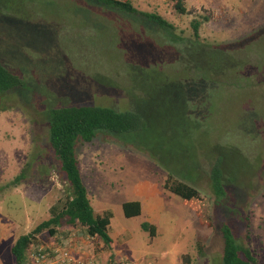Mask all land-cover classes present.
Wrapping results in <instances>:
<instances>
[{"label":"rangeland","instance_id":"rangeland-1","mask_svg":"<svg viewBox=\"0 0 264 264\" xmlns=\"http://www.w3.org/2000/svg\"><path fill=\"white\" fill-rule=\"evenodd\" d=\"M129 1L174 29L147 26L138 15L92 0H0V8H13L0 9V59L26 85L0 95V264H15L16 239L69 194L48 143L46 107L75 103L146 113L148 102H157L161 77L184 83L191 124L166 128V117L152 118L145 143L152 153L102 133L76 144L94 213H112L109 246L80 224H62L54 235L36 236L25 263L42 245L91 257L92 264H219L227 220L254 264H264V0H201L221 5L216 13L187 0L185 14L171 0ZM203 16L209 19L200 23L198 40L214 52L190 48L191 21ZM208 54L215 63L233 64L218 81L196 66ZM214 165L231 179L221 200L211 185ZM168 173L198 190L204 223L163 188ZM133 200L141 213L125 217L122 203ZM142 221L155 226V235Z\"/></svg>","mask_w":264,"mask_h":264},{"label":"trees","instance_id":"trees-1","mask_svg":"<svg viewBox=\"0 0 264 264\" xmlns=\"http://www.w3.org/2000/svg\"><path fill=\"white\" fill-rule=\"evenodd\" d=\"M92 1L121 12L138 15L142 18L141 22H144L147 26L149 24L155 25L166 31L174 29L173 24L160 14L139 10L129 0ZM171 1L174 2L173 7L178 13L185 14L187 12L185 0ZM8 7L1 6V8H5L2 11L13 9L12 7L7 9ZM202 19H192L191 21L195 40L190 42L192 45L190 48L205 49L208 52L212 50L214 52L215 48L198 40L200 23L209 18L203 16ZM223 53L226 55L224 51ZM189 60L194 61L192 56L189 57ZM202 60L203 64L198 60L196 66L200 68L203 77H207V80L212 81H218L220 77L224 76L226 70L233 65L229 64L228 60H222V58L216 60L215 63L209 54ZM156 75L159 76V74ZM154 86L156 89L159 88V92L156 91L155 93L157 102H151L152 104L148 102L150 108L146 113L138 108L118 111L115 107L75 103H62L60 105L54 103L46 107L44 115L48 123V143L68 184L69 194L61 207L52 206L50 208L48 219L38 223L31 231L16 239L11 247L15 264H25L26 250L38 234L47 231L50 235H54L56 227L62 224H66V226L80 224L85 227L87 236H97L104 245L109 246L112 241L109 235L112 213L109 210L101 215L94 213L87 195V189L80 177L76 144L78 142H90L99 133H102L152 153V150H150L152 147L148 145L149 143L145 144L148 136L152 135V118L166 117V128L180 126V124L187 121L190 122L186 117L189 109L187 105L189 99L184 83L166 80L161 77V80ZM25 87V82L20 76L9 71L0 59V95L2 96L12 89H25ZM150 98H148L149 101ZM159 127L162 129V123ZM215 165L211 169L210 180L216 197L221 200V198H226L225 184L229 183L231 179ZM18 179H20V176L15 178V180ZM163 188L179 196L185 206L194 210L199 216L201 215V221L204 223L202 216L204 200L195 187L183 181L172 179L171 173H168ZM122 210L125 217L138 216L141 213V204L138 200L125 201L122 203ZM140 226L144 231H149L151 236L155 235L156 228L150 222L142 221ZM221 235L223 238V252L219 264H254L255 258L249 247L238 242L232 225L227 220L221 224ZM43 248L45 250L46 247Z\"/></svg>","mask_w":264,"mask_h":264},{"label":"built area","instance_id":"built-area-1","mask_svg":"<svg viewBox=\"0 0 264 264\" xmlns=\"http://www.w3.org/2000/svg\"><path fill=\"white\" fill-rule=\"evenodd\" d=\"M40 245L31 253L30 264H92L91 257H71L68 252L59 251L58 248L52 250H43ZM26 264V263H25Z\"/></svg>","mask_w":264,"mask_h":264},{"label":"crops","instance_id":"crops-1","mask_svg":"<svg viewBox=\"0 0 264 264\" xmlns=\"http://www.w3.org/2000/svg\"><path fill=\"white\" fill-rule=\"evenodd\" d=\"M185 2L187 3V0H185ZM191 2L194 3V5H197V6H201V5H209V6H213L214 7V10H215V13L218 12L217 11V8H219V6L221 5H218V4H209V3H205L204 1H201V0H192ZM218 6V7H217ZM223 8H225V5H223ZM149 204V203H148ZM150 205V204H149Z\"/></svg>","mask_w":264,"mask_h":264}]
</instances>
